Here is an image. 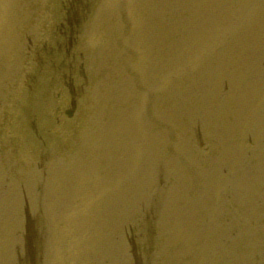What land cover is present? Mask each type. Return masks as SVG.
<instances>
[{
	"label": "rangeland",
	"instance_id": "374dc122",
	"mask_svg": "<svg viewBox=\"0 0 264 264\" xmlns=\"http://www.w3.org/2000/svg\"><path fill=\"white\" fill-rule=\"evenodd\" d=\"M157 3L0 0V225L11 235L7 263L21 261L26 252L21 234H27L16 215L20 207L16 196L44 188L32 181L40 169L48 167L54 168L52 194L57 201L45 210L29 206L39 245L58 248L68 242L67 253L56 256L51 264H91L95 259L109 264L108 258L115 262L128 252L134 254L129 240L140 230L145 195L140 193L138 173L128 171L127 131L113 130L125 100L119 98L123 104L106 114L113 90L105 79H116L127 68L122 55L131 47L130 40L129 45L121 44L119 37L125 38L132 27L149 28L128 6L149 17L146 10ZM114 7L118 11L105 17V10ZM68 8H73L74 19ZM86 111L95 119L107 116L108 138L116 136L118 142L92 136L94 124ZM191 173L197 172L193 168ZM6 206L10 224L5 219ZM45 219L51 223L46 225ZM3 242L4 238L0 245ZM2 257L3 253L1 262ZM35 259L40 264L39 254Z\"/></svg>",
	"mask_w": 264,
	"mask_h": 264
},
{
	"label": "bare ground",
	"instance_id": "6f19581e",
	"mask_svg": "<svg viewBox=\"0 0 264 264\" xmlns=\"http://www.w3.org/2000/svg\"><path fill=\"white\" fill-rule=\"evenodd\" d=\"M10 2H11V1H10ZM102 2H103V0H102ZM142 2H143V0H142ZM125 3H127V2H125ZM132 3H133V2H132ZM107 4H108V3H107ZM119 4H120V3H119ZM143 4H144V3H143ZM150 4H151V3H150ZM157 4H158V3H157ZM111 5H113V4H111ZM114 5H115V4H114ZM114 5H113V6H114ZM124 5H125V4H124ZM121 6H122V5H121ZM132 6H133V5H132ZM147 7H148V6H147ZM147 7H146V9H147ZM151 7H154V5L151 6ZM89 8H90V7H89ZM102 8H103V7H102ZM105 8H106V7H105ZM111 8H112V7H111ZM122 9H123V7H122ZM136 9H137V8H136ZM149 9H150V8H149ZM108 10H109V9H108ZM120 10H121V8H120ZM140 10H141V9H140ZM123 11H124V10H123ZM18 12H19V11H18ZM91 12H93V11H91ZM110 12H111V11H110ZM141 13H142V12H141ZM155 15H156V16H161V14H160L159 11H156ZM137 16H139V14H138ZM89 17H90V16H89ZM91 17H92V16H91ZM134 17H136V16H134ZM86 19H87V18H86ZM136 19H138V18H136ZM87 20H89V19H87ZM90 20H92V18H91ZM134 20H135V19H134ZM85 22H86V21H85ZM96 22H97V21H96ZM145 22H146V21H145ZM147 22H148V21H147ZM89 23H90V21H89ZM148 23H149V22H148ZM86 24H87V23H86ZM131 24H132V23H131ZM136 24H137V23H135V25H136ZM141 24H142V23H141ZM135 25H134V26H135ZM142 25H143V24H142ZM146 25H147V24H146ZM94 26H96V25H94ZM130 26H131V25H130ZM136 26H137V25H136ZM143 26H144V25H143ZM145 27H146V26H145ZM147 27H148V26H147ZM147 27H146V28H147ZM93 28H95V27H93ZM93 28H92V29H93ZM92 29H91V30H92ZM114 30H115V29H114ZM114 30H113V31H114ZM117 32H118V31H117ZM126 32H127V31H126ZM3 33H4V32H3ZM94 33H95V32H94ZM94 33H93V34H94ZM111 33H112V32H111ZM90 34H91V33H90ZM96 34H98V33H96ZM2 36H4V34H3ZM87 36H88V35H87ZM93 36H96V35H93ZM119 36H120V35H119ZM88 37H90V36H88ZM92 38H94V37H92ZM92 38H91V39H92ZM111 38H112V37H111ZM92 40H93V39H92ZM102 40H103V39H102ZM111 40H113V39H111ZM111 40H109V41H111ZM126 40H127V39H126ZM128 41H129V40H128ZM92 42H93V41H92ZM94 42H95V40H94ZM97 43H98V41H97ZM97 43H96V44H97ZM102 43H103V42H102ZM100 44H101V43H100ZM108 44H109V43H108ZM117 44H118V42H117ZM93 45H94V44H93ZM101 45H102V44H101ZM106 45H107V44H106ZM118 45H119V44H118ZM123 45H124V44H123ZM128 45H129V44H128ZM108 46H109V45H108ZM124 46H126V45H124ZM103 47H104V46H103ZM113 47H114V46H113ZM114 48H116V47H114ZM126 48H127V47H126ZM128 48H130V47H128ZM125 50H126V49H125ZM124 62H125V61H124ZM126 64H127V61H126ZM146 65H148V64H146ZM122 67H124V66H122ZM122 67H121V68H122ZM126 67H127V66H126ZM123 69H125V68H123ZM119 70H120V69H119ZM116 74H117V73H116ZM170 120H172V119L170 118ZM109 135H110V134H109ZM111 136H112V135H111ZM107 138H108V137H107ZM81 150H82V149H81ZM86 154H87V152H86ZM84 155H85V154H84ZM84 155H83V156H84ZM68 157H69V156H68ZM68 157H67V158H68ZM98 157H99V156H98ZM69 158H70V157H69ZM96 158H97V157H96ZM96 158H95V159H96ZM82 159H83V158H82ZM95 159H94V160H95ZM97 160H98V159H97ZM70 161H71V160H70ZM79 162H81V161H79ZM72 163H73V162H72ZM76 163H77V162H76ZM82 163H83V162H82ZM79 164H80V163H79ZM79 164H77V165H79ZM100 164H101V163H100ZM191 164H192V163H191ZM72 165H73V164H72ZM77 165H76V166H77ZM74 166H75V165H74ZM79 166H80V165H79ZM92 166H93V165H92ZM193 166H194V164H193ZM79 168H80V167H79ZM67 169H68V168H67ZM77 169H78V168H77ZM87 169H88V168H87ZM92 169H93V168H92ZM194 169H195V167H194ZM68 170H69V169H68ZM90 170H91V169H90ZM195 170H196V169H195ZM75 171H76V170H75ZM82 171H84V170H82ZM80 172H81V171H80ZM91 173H92V172H91ZM76 174H77V173H76ZM83 174H84V173H83ZM80 175H81V174H80ZM73 176H75V175H73ZM81 176H83V175H81ZM83 177H84V176H83ZM85 177H86V176H85ZM0 201H1V200H0ZM1 202H2V201H1ZM59 205H61V204H59ZM59 205H58V207H59ZM80 205H81V204H80ZM90 205H91V204H90ZM80 208H81V207H80ZM68 209H69V208H68ZM86 209H87V208H86ZM59 210H60V209H59ZM84 210H85V209H84ZM57 211H58V210H57ZM72 216H73V215H72ZM114 259H115V258H114ZM116 261H118V259H117Z\"/></svg>",
	"mask_w": 264,
	"mask_h": 264
}]
</instances>
